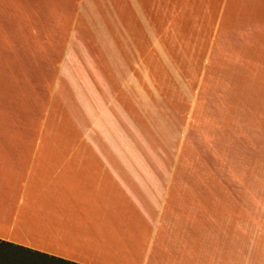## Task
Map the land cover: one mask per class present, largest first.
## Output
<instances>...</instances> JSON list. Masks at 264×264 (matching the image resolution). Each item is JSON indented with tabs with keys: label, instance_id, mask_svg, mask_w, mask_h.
Wrapping results in <instances>:
<instances>
[{
	"label": "rangeland",
	"instance_id": "rangeland-1",
	"mask_svg": "<svg viewBox=\"0 0 264 264\" xmlns=\"http://www.w3.org/2000/svg\"><path fill=\"white\" fill-rule=\"evenodd\" d=\"M0 128L115 160L193 264H264V4L0 0Z\"/></svg>",
	"mask_w": 264,
	"mask_h": 264
},
{
	"label": "crops",
	"instance_id": "crops-1",
	"mask_svg": "<svg viewBox=\"0 0 264 264\" xmlns=\"http://www.w3.org/2000/svg\"><path fill=\"white\" fill-rule=\"evenodd\" d=\"M24 133L0 128L1 242L77 264H133L139 250L143 264H193L190 236L180 244L162 206L143 205L115 160Z\"/></svg>",
	"mask_w": 264,
	"mask_h": 264
},
{
	"label": "trees",
	"instance_id": "trees-1",
	"mask_svg": "<svg viewBox=\"0 0 264 264\" xmlns=\"http://www.w3.org/2000/svg\"><path fill=\"white\" fill-rule=\"evenodd\" d=\"M0 249L2 251L1 256H0V261L2 259L3 263H6V264H9V263L6 262L7 260H9L8 257H6L4 255V253H7V252L11 253L13 255L15 254L16 256L19 255L18 253H22V254H25V255L27 254L29 256L36 255V256H40L42 258L48 259L50 261H59V262H61V264H77V263H74V262H69V261H65V260H61V259L48 258V257H45L43 255H39L38 253L32 252L31 250L22 248L20 246H15L13 244L6 243V242H1V241H0ZM9 251H11V252H9ZM12 258H16V257L13 256Z\"/></svg>",
	"mask_w": 264,
	"mask_h": 264
}]
</instances>
